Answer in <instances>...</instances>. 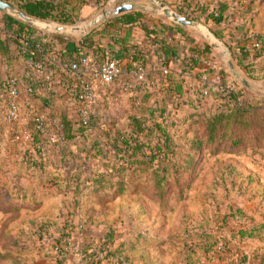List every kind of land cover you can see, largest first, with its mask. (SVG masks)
<instances>
[{"label": "rangeland", "instance_id": "1", "mask_svg": "<svg viewBox=\"0 0 264 264\" xmlns=\"http://www.w3.org/2000/svg\"><path fill=\"white\" fill-rule=\"evenodd\" d=\"M99 7L110 14L102 20L105 24L113 9ZM142 10L157 16L154 5L138 7L135 13ZM186 35L188 44L205 42L192 30ZM209 51L216 52L214 70L222 73L225 92L235 90L237 102L250 106V112L243 124L228 130L218 126V137L208 141L209 126L228 101L225 92L212 95L202 107L188 102L185 94L168 97V117L159 110L153 115L168 128L172 146L164 166L167 177L159 189L156 171L149 169L139 172L143 177L138 180L130 172L133 180L124 195L83 198L66 187L38 185L39 173L19 166L26 153L22 141L15 144L18 147L0 149L9 182L0 198V264H77L84 260L82 249L107 233L113 234L114 247L126 243L132 264H206L236 251L233 240L238 238L231 237V231L238 225L264 226V68L256 66L247 75L239 66L258 83L252 92L231 77L222 53L213 47ZM116 92L111 103L96 108L101 129L110 122L128 125L134 112L129 100ZM49 116L53 128L56 119ZM99 133L92 138H104V131ZM82 160L99 159L83 154Z\"/></svg>", "mask_w": 264, "mask_h": 264}, {"label": "trees", "instance_id": "2", "mask_svg": "<svg viewBox=\"0 0 264 264\" xmlns=\"http://www.w3.org/2000/svg\"><path fill=\"white\" fill-rule=\"evenodd\" d=\"M3 1L18 7L30 16L44 20L75 24L76 19L74 17H79V10L75 6H71L69 0ZM0 15L7 28L5 33L0 35V59L6 64L11 62L12 59L20 60L22 66L17 76L23 89L28 85L39 83L37 74L30 63L40 55L37 52L32 55L29 53L21 54L24 49L22 39L33 37L32 43L39 41L46 47L67 40L70 43L77 41L74 37L66 38L58 34L46 35L44 39L42 36L45 32L42 30L4 12L0 11ZM138 18L139 16L133 12H124L108 19L105 24L84 36L82 41L86 49L92 52L96 59L101 60L106 53L113 52L117 45L127 42V25L137 22ZM218 19V17H208L206 22L209 23L211 20L217 21ZM176 27L179 31L184 30L179 26ZM215 32L219 34L217 30ZM254 38L257 43L264 45V32L255 35ZM133 46L135 45H128L126 53L132 51ZM207 46L211 48L209 44ZM238 47L241 49L240 55H238L236 48L231 47L234 57L244 72L251 75V72L254 71L253 64L244 65L243 60L248 58L253 50L247 49L246 46ZM262 49L261 47L259 50ZM166 53L169 55V50ZM68 55H70L69 49ZM171 85L169 91L174 88L177 92L182 93L181 85H173V83ZM28 97L32 102V111L41 107L47 118L48 115L57 116L56 118L61 124L59 127H50L51 134L56 136L53 143H50L49 139L36 129L33 120L29 116L28 123L25 124V130L30 134V143L21 147L26 150V153L24 162L21 161L19 166L36 170L40 176L38 185L41 187H66L75 192L76 196L80 195L83 198L100 193H104L106 196L112 195L109 197H118L129 192V184L133 180L130 172L136 174L134 179L138 180L143 177L139 172L149 169H155L156 171V187L158 189L165 182L167 176L164 166L166 162L169 163L170 161L168 157L172 146L168 128L153 119L156 111L147 103L150 101L149 96H146V100H143L141 107L136 110L137 114L135 112L130 113L128 125L117 126L115 122H110L106 130L99 127L101 117L97 112L92 115L88 124L76 125L74 120L69 117L67 108L60 106L59 110L54 111L51 107L52 95L46 97L28 95ZM225 98H228L227 103L224 104L223 110L216 114L215 119L212 120L209 126L208 141L218 137V126H223L228 130L232 126L236 127L243 124L248 117L247 113L250 112V106L241 105L237 102L238 93L235 90L225 92ZM104 105L103 102L100 107ZM145 113L148 114V117L143 116ZM150 121L154 122L151 126ZM3 128L4 130L0 132V149L8 148L7 146L10 148L18 147L15 144L20 141L13 140L14 132H12V128L8 126ZM7 129L9 132L6 137L7 140L4 141V134ZM98 131L99 134L104 131V138H92L95 135L93 133L95 132L97 135ZM226 134L227 132L224 135L226 136ZM83 154H88L91 158L99 160L96 163H92L91 160H82ZM4 161L7 162L6 159H0V198L9 184L6 176L8 169ZM87 171H89V174L84 175ZM231 232V237H237L239 242L252 237L264 240L263 225H238V229ZM102 238L105 239V242H102L100 238L98 242L90 243L82 249L83 259L87 264H102L104 261L107 264H132V260L126 254L124 247L126 243L114 247V237L111 233H107ZM209 246L212 248V244H209ZM88 259L90 260L88 261Z\"/></svg>", "mask_w": 264, "mask_h": 264}, {"label": "built area", "instance_id": "3", "mask_svg": "<svg viewBox=\"0 0 264 264\" xmlns=\"http://www.w3.org/2000/svg\"><path fill=\"white\" fill-rule=\"evenodd\" d=\"M109 1L111 0H98V3L102 6ZM188 17L199 20V17L191 14ZM135 25L132 27V44L135 45L132 51L125 56L108 52L101 60L96 59L95 55L86 49L82 41L84 36L76 41L77 57L67 56L69 40L46 47L39 41L32 43L33 37L22 39L24 49L21 54L32 55L37 52L40 55L30 63L39 83L23 89L15 73H7L0 78V124L12 128L13 140L29 145L30 134L25 130L29 117L36 129L46 136L50 143L56 140V136L51 134L50 123L45 113L40 109L31 110L32 102L28 95L40 97L52 95L51 107L60 105L67 108L69 117L75 124L82 125L89 123L96 108L104 101L111 103L114 97L112 93L116 91L118 96L122 95L129 100L135 113L143 104V100H146V96H149L150 101L147 102L149 106L156 112L159 110L166 118L168 117L166 113L170 111L168 97L180 99L185 94L188 102L196 107H202L212 95L223 94L227 90L222 73L214 70L218 67L215 64L216 54L213 51L207 52L206 46L198 42L199 40L193 42L197 47L196 52H189L190 45L187 49L190 54H182V57L172 56L168 59L163 54L155 52L162 47L163 30L160 29L158 32L152 29L147 33L145 30L142 32L139 25ZM6 29L0 16V35L4 34ZM49 34L45 32L42 37ZM185 39L187 41V38ZM144 43H147V46ZM253 46L260 48L261 44L255 43ZM149 56L155 57V62L151 63L152 69L148 68L146 63ZM175 63H180L185 68L176 71L173 67ZM175 72L181 77L182 93L174 88L169 91ZM56 117L54 116L56 119L54 123L59 127L61 124ZM8 132V129L5 130V138ZM101 241L105 242V239L101 238ZM233 255L236 261L242 259L241 253L237 250Z\"/></svg>", "mask_w": 264, "mask_h": 264}, {"label": "crops", "instance_id": "4", "mask_svg": "<svg viewBox=\"0 0 264 264\" xmlns=\"http://www.w3.org/2000/svg\"><path fill=\"white\" fill-rule=\"evenodd\" d=\"M167 3L171 8L175 9L179 13L185 14L189 16L191 14L194 17H199L198 19L206 24H208L214 31L217 30L219 32V36L226 42L229 43L228 46L236 48L238 55L241 53V49L238 46H246L247 49L253 50L249 57L244 59V65L253 64V68L256 69V66L264 68V45L260 48H256L253 45L256 42L255 35L262 34L264 32V6H262L261 2L263 0H162ZM71 6H75L78 9L79 17H74L76 19L75 24L88 22L102 13V8L99 7L98 0H69L68 1ZM125 3H133L135 5L134 9L130 11L133 12L135 15L139 16V24L136 25L142 29V32L145 30L147 33L152 30H159L162 29L164 32V38L162 40V47L159 51V54H163L168 59L172 56H181L182 54H190L189 52H196L197 47L195 44H188L185 40L187 29L183 31H179L177 29V25L170 22L165 16L160 15L159 12L156 10L157 16L154 14L149 13L148 11L142 10V12L138 13L136 9L138 7H143L145 5L150 6L154 5L157 7L154 0H111L108 2V6L112 9L125 4ZM102 10V11H101ZM139 11V10H138ZM91 14V17H87ZM122 14V13H121ZM120 15V14H119ZM118 15H113L115 17ZM151 17H153L151 19ZM208 17H218L219 19L211 20L207 23ZM166 19V20H164ZM168 21V22H167ZM102 23V22H101ZM99 24L97 27L101 26ZM172 24V25H171ZM135 25L128 24V37L127 42L124 44L117 45L114 48V53L118 55L125 56L126 49L128 45H132L133 38H132V27ZM135 25V26H136ZM94 28L91 30L93 31ZM90 31V32H91ZM173 33V35H172ZM173 36V37H172ZM78 40L79 37H74ZM248 38V39H247ZM195 42V41H194ZM206 46V51H209V46H207V42H202ZM147 46V43H144ZM76 41H73L68 45V49L70 52L71 57H77L76 53ZM191 45V47H190ZM238 45V46H237ZM237 46V47H236ZM188 47L191 49L187 52ZM75 50V51H74ZM169 50V55L166 51ZM232 50V49H231ZM215 54L216 52L213 51ZM212 52V53H213ZM233 52V50H232ZM17 53V52H15ZM151 53V52H150ZM236 60V59H235ZM155 62V57H150L146 59V63L148 68L152 69V64ZM237 62V61H236ZM21 62L19 59H12L11 62L4 63L0 59V78L3 77L7 73H15L17 74L21 70ZM173 67L176 71L184 69L180 63L173 64ZM171 83L173 85H181V77H178L177 73L175 72ZM180 78V79H179ZM172 86V85H171ZM170 86V87H171ZM61 107H54V111L59 110ZM40 110L44 112V110L40 107ZM3 124H0V132L4 130ZM230 237L229 234H227ZM233 240V239H232ZM234 242V250H238L242 254V259L240 261H236L234 258L233 253L231 256H227L223 259L219 258H212V261H207L206 264H264V240L256 238H247L243 241L239 242L238 240H233ZM236 248V249H235ZM245 255V256H244ZM65 264V263H64ZM77 264H87L85 260L79 261Z\"/></svg>", "mask_w": 264, "mask_h": 264}, {"label": "water", "instance_id": "5", "mask_svg": "<svg viewBox=\"0 0 264 264\" xmlns=\"http://www.w3.org/2000/svg\"><path fill=\"white\" fill-rule=\"evenodd\" d=\"M158 6V12L160 15L165 16L173 24L192 30L195 33L202 36L205 41L213 47L216 51L223 54V62L231 75V77L243 88L252 92L257 91L258 83L250 79L239 67L235 60L233 52L228 44L206 23L189 18L175 9L171 8L167 3L162 0H154ZM135 7L134 4H122L115 8L113 15H119L121 13L131 11ZM0 11L7 15L15 17L39 30L48 32L50 34H58L67 37H81L90 33V31L98 26L104 17H108L110 14L104 11L96 18L79 24H63L57 21H48L40 18H36L28 15L18 7L10 4L9 2L0 0Z\"/></svg>", "mask_w": 264, "mask_h": 264}]
</instances>
